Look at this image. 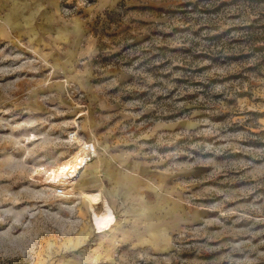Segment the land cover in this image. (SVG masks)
I'll return each instance as SVG.
<instances>
[{"label":"rangeland","instance_id":"1","mask_svg":"<svg viewBox=\"0 0 264 264\" xmlns=\"http://www.w3.org/2000/svg\"><path fill=\"white\" fill-rule=\"evenodd\" d=\"M0 264H264V0H0Z\"/></svg>","mask_w":264,"mask_h":264},{"label":"bare ground","instance_id":"2","mask_svg":"<svg viewBox=\"0 0 264 264\" xmlns=\"http://www.w3.org/2000/svg\"><path fill=\"white\" fill-rule=\"evenodd\" d=\"M72 142L77 143L76 148L62 159L49 163L35 165L32 169L30 179L40 182L49 190L58 187L64 192L63 197L69 198L78 195L82 198L92 220L98 230L111 228L116 222L112 206L105 194L102 176L105 172L97 162L98 151L95 145L89 147L77 132H71ZM95 165V166H94ZM95 167L92 179L82 183V178L90 167ZM92 183H95L92 185Z\"/></svg>","mask_w":264,"mask_h":264},{"label":"built area","instance_id":"3","mask_svg":"<svg viewBox=\"0 0 264 264\" xmlns=\"http://www.w3.org/2000/svg\"><path fill=\"white\" fill-rule=\"evenodd\" d=\"M55 194L61 196V195H64V192H63V190L61 189V187H58V188L55 190Z\"/></svg>","mask_w":264,"mask_h":264}]
</instances>
